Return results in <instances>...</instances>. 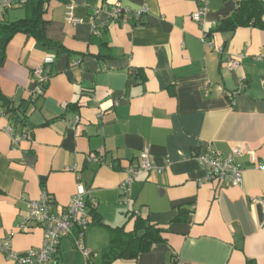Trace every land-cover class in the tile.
<instances>
[{"label":"crops","instance_id":"1","mask_svg":"<svg viewBox=\"0 0 264 264\" xmlns=\"http://www.w3.org/2000/svg\"><path fill=\"white\" fill-rule=\"evenodd\" d=\"M119 3L149 12L140 25L109 19L106 11ZM69 5L83 23L67 22ZM199 6L197 0H52L46 34L63 51L41 48L31 36L12 39L0 90L33 101L28 116L36 128L20 129L14 145L0 110V243L10 239L20 253L40 247V228L20 231L27 201L46 192L59 214L81 186L97 216L85 235L93 262L110 246V229L132 232L137 215L165 227V241L113 264H264V169L258 168L264 167V29L208 36L238 0H209L203 24L193 19ZM26 15L24 6L8 9L0 25ZM91 17L100 36L92 33ZM231 55H243L237 72L227 66ZM42 66L46 92L33 100V73ZM209 143L225 156L254 152L255 162L238 159L241 186L206 182L193 152ZM144 149L165 171L139 177L128 206L120 186ZM76 236L62 239L51 264H88ZM0 264L15 263L0 253Z\"/></svg>","mask_w":264,"mask_h":264},{"label":"built area","instance_id":"2","mask_svg":"<svg viewBox=\"0 0 264 264\" xmlns=\"http://www.w3.org/2000/svg\"><path fill=\"white\" fill-rule=\"evenodd\" d=\"M200 6L193 15L194 21L204 23L205 17L209 11V0H197ZM26 0H0V13L12 9L17 6H23ZM75 7L69 5L67 8V22L73 25L83 23L82 19L75 16ZM104 11L98 9L96 13ZM149 12L146 5L132 9L123 3L116 4L110 10L106 11L109 19L114 21H135L140 25L143 17ZM92 33L94 36H100L101 29L96 24L94 17H91ZM106 25L102 27L105 28ZM243 55H231L227 61V66L231 71L237 72L241 67ZM53 59L46 60V64L53 63ZM44 67H38L34 70V77L37 80V85L32 94L33 100L45 95L48 83V76L45 74ZM246 85L240 83V89L243 90ZM8 133L12 135L14 145L20 141V137L14 135V129L10 127ZM244 155H249L251 161H256L254 152L235 149L229 155L214 149L209 143L204 150H195L194 158L203 167L206 172L205 180L208 183H218L222 187H238L243 184L244 171L238 163V159ZM263 170V166H258ZM156 170L159 174H163L164 167H157L154 164L150 151L144 149L135 166H129L126 169V178L120 186L121 201L125 205H130L133 201V185L139 177ZM89 194L81 186L78 187V192L72 197L69 205L62 213H55V201L51 195L44 192L38 200L27 201V216L24 222L20 225L22 233H29L33 229L40 228L43 231V243L40 247L30 249L24 253L16 252L12 249L11 240L6 239L0 243V253L6 255L14 261L15 264H51L57 253L63 238L72 235L77 231L75 244L77 249L85 258H89L91 251L85 247V235L90 226V218L86 204V196ZM264 205V202H263ZM177 264H183L178 262Z\"/></svg>","mask_w":264,"mask_h":264},{"label":"trees","instance_id":"3","mask_svg":"<svg viewBox=\"0 0 264 264\" xmlns=\"http://www.w3.org/2000/svg\"><path fill=\"white\" fill-rule=\"evenodd\" d=\"M52 0H26L23 6L27 15L19 21L0 25V67L7 59V47L12 39L18 35L33 37L41 48H57L63 51L64 47L52 40L46 34L48 21L44 19L48 4ZM264 2L262 0H238V7L233 15L218 23L208 33L235 32L240 27L264 29ZM33 101H15L6 97L0 90V110L11 123L14 135L22 128L35 129L29 121V111ZM90 225L97 218L94 208L86 200ZM183 208V207H182ZM181 210L180 217L186 214V209ZM98 222H101L98 220ZM110 246L103 250L100 259L95 262L88 258V264H113L117 260H135L141 254L148 253L152 247L165 241L167 229L162 226L151 225L147 220L136 215L134 230L127 233L124 228L110 229Z\"/></svg>","mask_w":264,"mask_h":264}]
</instances>
